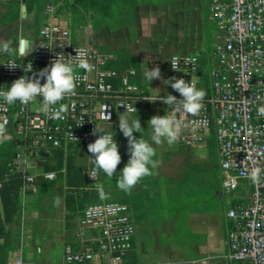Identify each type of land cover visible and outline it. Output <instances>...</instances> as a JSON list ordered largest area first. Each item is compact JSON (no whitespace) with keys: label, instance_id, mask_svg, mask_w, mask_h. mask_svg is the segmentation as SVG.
Here are the masks:
<instances>
[{"label":"built area","instance_id":"obj_1","mask_svg":"<svg viewBox=\"0 0 264 264\" xmlns=\"http://www.w3.org/2000/svg\"><path fill=\"white\" fill-rule=\"evenodd\" d=\"M204 2L211 27V43L204 58L206 68L198 56L172 54L162 76H182L205 90L203 107L196 114L177 112L175 105L159 99L150 101L155 95L137 84L136 69L117 70L111 66L115 60L112 53L77 43L70 29L58 19L55 7L45 4L36 41H28L21 51L18 48L15 57L0 59V88L10 86L21 76L32 77L57 54L73 65L76 87L53 106L66 105L55 119L43 110L42 97L11 105L0 99V145H10L12 152L0 189L5 180L16 175L20 179V196L37 194L38 177L48 182L57 180V172H43L45 161L53 153L66 154L76 148L89 152L88 143L100 135L93 134L95 125L114 132L116 140L118 117L125 110L124 105L137 109L139 102H158L161 115H174L181 121L174 144L199 149L205 148L209 140L213 142L221 188L225 194L236 196L225 211L227 259L264 264V178L260 184H253L248 177L253 167H264V114L257 111V106L264 104V0ZM189 56L194 60L186 62ZM174 57L177 69L172 68ZM81 59L88 61V70L78 67ZM10 60L18 66L10 69ZM26 67L32 68L27 71ZM163 86V95L170 92L181 98L170 84ZM106 113H110V120ZM39 167L41 173L36 171ZM85 174L92 182L98 178L90 168ZM135 235L130 204L101 201L87 205L63 246V261L124 264L133 251ZM9 264H24L21 249L12 255Z\"/></svg>","mask_w":264,"mask_h":264},{"label":"crops","instance_id":"obj_2","mask_svg":"<svg viewBox=\"0 0 264 264\" xmlns=\"http://www.w3.org/2000/svg\"><path fill=\"white\" fill-rule=\"evenodd\" d=\"M19 1V18L17 21L11 22L13 26L22 25V21L32 16L33 6L30 5L27 0H25V2H23V0ZM201 2L205 16L207 17L208 50L211 43V27L208 20L206 3L204 0H201ZM45 4L53 5L55 10L58 6L53 0H48ZM116 4L120 6L125 4H127V6L133 5L135 11L146 9L151 12L154 7V4L138 5L136 2L133 3L132 0L118 1L112 4L111 7L115 9L114 6H116ZM14 5V0H0V22L2 20L5 22L2 26L0 25V27L5 29L2 32L4 34L8 32L9 22L7 18L11 16L9 13H14L16 11ZM172 5L173 3H166L165 10L168 13L173 10ZM23 6L25 7L24 18L21 10ZM178 12L179 13H176L177 17H174L175 14L171 16L173 17V23H171L170 29L171 32H173V36H176L180 42L183 41L184 38L186 39L185 36L187 32L183 33L184 28L179 25L184 21L181 16L185 10ZM57 16L60 20L61 16L58 13ZM126 24L119 20L114 21V23L111 24L112 27L110 30L115 34L122 32L125 30ZM85 33L87 36L88 32L85 31ZM21 34L22 29H20L19 35ZM36 37L24 38L20 36L16 47V54L21 40L34 41ZM74 39L77 42L75 37ZM100 43L101 37L99 35H91L86 38V43L83 44L105 50L99 46ZM106 51L112 53L115 57L112 64L118 66L125 65L122 64L120 56L114 50ZM141 67L140 69L129 66V68L136 69L140 76V85L149 93L154 95L159 93V95H163L166 91L163 86V80L156 78L155 84L151 85L150 88L147 84L148 81L143 77V66ZM150 107L153 115L159 113L162 109L161 104L158 102L150 104ZM161 143L170 147L167 151H169L171 156L176 159L181 157L182 163L178 164V162H175L174 164H166L170 168L167 169L169 174H159L158 166L155 164V166L151 168V174L142 177L131 192L123 191L125 199L128 200L126 204H130L131 213L136 225L133 251L126 256L124 264H207L206 260L208 256H211V253H216L220 247L224 251L223 256L226 257L227 230L225 211L227 205H225L226 202L224 204L225 198L223 197L224 192L220 185L219 171L216 180L214 179L213 181V178L210 179L212 184L204 178L203 174V169L206 171L210 166V164L206 162L210 159H206L209 157L213 158L209 154L208 144L205 148L198 149L186 148L174 143L169 145L163 138ZM129 155L130 153H127L124 158L126 162ZM198 159L204 161L200 164L196 161ZM216 168L218 170L217 165ZM196 170L201 172L203 176L201 177V175H198ZM37 172L40 173L39 171ZM208 186L211 187L210 190L214 192V196L219 197V200H221L216 207L207 204L209 201V197L206 195ZM32 195L35 194L24 195L19 198L21 206V224L19 225L18 231V233H20V242L19 246L8 254L9 262L12 255L15 254L18 249H21L24 264H65L62 250L67 240L62 241L61 235L58 232L59 228L51 223L49 213L45 210V204L41 206L40 202L37 203L36 200L31 199ZM31 202H35L39 205V211L31 210ZM1 243L2 239L0 238V244ZM51 243L56 244V250Z\"/></svg>","mask_w":264,"mask_h":264},{"label":"rangeland","instance_id":"obj_3","mask_svg":"<svg viewBox=\"0 0 264 264\" xmlns=\"http://www.w3.org/2000/svg\"><path fill=\"white\" fill-rule=\"evenodd\" d=\"M53 1L61 7H59L60 10L58 12L61 16V23L71 30L77 43L87 45L83 43H86V38L88 36L99 35L101 37V43L99 46L105 50H114L120 56L122 64H128L140 69L142 68L141 66H143L144 69L147 65V67L151 69L158 65L162 75L167 69L168 61L172 54L190 53L200 58L206 56L208 43L207 17L205 16L201 0H132L133 3L136 2L138 5L154 4L151 12L146 9L135 11L133 5L127 6V4L121 6L116 4V6H114L115 9L110 7L108 11L104 12L92 11L86 6H74V0ZM168 2L173 3V10L170 13L165 10L166 3ZM182 10H185L181 16L184 21L179 25L184 28L183 33L187 32V35L185 36L186 39L184 38L183 41L179 42L177 37L173 36L170 25L173 23V17L171 16L175 14L174 17H177L176 13H179L178 11ZM29 19L22 21V25L20 26H13V24L9 23L7 34L2 33L5 29L0 27V41L12 42L11 50L9 52H0V59L8 57L11 52L16 50L18 38L20 36L30 38V35L28 34H32L33 30L38 28L35 21V23L32 24L33 27L27 29V24L32 23ZM117 20L127 24L124 31L115 34L110 29L112 27L111 24ZM0 23H2L0 24L2 26L5 22L2 20ZM20 29H22L21 35H19ZM85 31L88 32L87 36ZM147 84L151 88V85L155 84V79L151 82L148 81ZM160 113L161 111L155 115H161ZM151 116H153L151 113V107L149 113L139 115L141 126L145 129L141 135L145 139L149 138L148 134L151 130V126H148L147 121ZM118 133V144L123 148H126L128 146L127 137L122 135V130L120 129ZM134 135L139 137L140 133L134 132ZM153 147L155 148L154 159L158 166L159 174H169L167 169L170 168L166 164H174L175 162H178V164L182 163L181 157L176 159L169 154V151L167 150H169L170 147H168V145L163 143L155 144L153 142ZM0 148H3V145H0ZM73 155L76 156V158L78 157L81 162H86L88 165L91 164V161L93 160L89 157L94 158L95 154L92 155L83 149L80 152L78 151V154L74 151ZM212 157L213 158L209 157L206 159H210L206 161L210 164L209 168L206 171L203 169L204 178L211 184L212 181L210 179L213 178L214 181V179L216 180L218 177V170L216 168L217 164L214 156ZM198 160L196 161L200 164L204 161H201L200 159ZM48 163L54 164L55 161L54 159H49ZM125 163L126 160L123 159L118 165L123 167ZM31 166H33V163H31ZM40 170L41 167L36 171L41 173L42 171ZM55 172H57V181L52 185L42 186L37 194L31 196V199L36 200L37 203L40 202L41 206H44L45 204V210L49 213L51 223L59 228L58 232L61 235L62 241H66L69 236L68 227L72 223L71 220L79 203H69L67 197L69 191L66 189L64 179L65 167L59 168ZM196 173L201 175V177L203 176V174L197 170ZM100 185L103 186V193H105V188H107L106 183H103L102 181V184ZM210 188L211 187L209 186L207 187L208 191L206 195L209 197L207 204L216 207L221 200H219V197L214 196V192H212ZM118 195L120 194L113 192L109 194L110 198H118ZM223 197L225 198L224 204L226 202V207H229L236 196L235 194L224 193ZM37 203L31 202V210L39 211V205ZM20 213L21 206L20 201L18 200L16 204V212L13 215L10 228H8L10 233L8 246L5 247L2 254L5 264L9 263L8 254L19 246L20 233H18V231L19 225L21 224ZM0 227L3 228L4 226L1 224ZM2 230L0 229V235L2 232L5 233L7 229ZM55 245V243L52 244L53 248L56 250ZM223 254L224 251L220 247L216 253H211V256H208L206 260L207 264H238L228 260Z\"/></svg>","mask_w":264,"mask_h":264},{"label":"clouds","instance_id":"obj_4","mask_svg":"<svg viewBox=\"0 0 264 264\" xmlns=\"http://www.w3.org/2000/svg\"><path fill=\"white\" fill-rule=\"evenodd\" d=\"M11 44V41H0V52H9ZM190 60H194V57L185 58L186 62ZM175 65L176 58L174 57L172 61L173 69H177ZM7 66L12 69L17 67L18 63L10 60L7 62ZM78 67L88 70L90 65L86 59H81L78 62ZM26 68L28 71L32 67ZM143 77L149 82L156 78L162 79L165 85L170 84L171 88L178 91L181 96L178 99L170 92L163 96L158 93L150 101L159 99L167 105H175L177 112L192 114L198 113L203 107L202 101L206 94L205 90L197 88L191 80L186 81L182 76L164 79L161 77L158 65L151 69L146 65ZM41 79H44L45 82L41 83ZM75 87L73 65L62 61L57 54V58L49 65L39 69L32 77L21 76L13 80L10 86L0 88V99L11 105L16 101L27 103L37 97H42L43 110L49 114L50 118L55 119L59 118L61 113L66 110V105L60 104L58 108L53 106L57 105L66 95L73 93ZM124 107L125 110L118 117V127L122 130V135L127 137V151L130 155L118 172L116 185L125 192H131L142 177L151 174V168L156 164L153 142L160 144L163 138L166 139L169 145H172L181 131V121L174 115H153L147 121L148 126H151V130L148 134L149 138L145 139L141 135L145 129L141 126L139 115H132L133 112H137V109L128 108L125 105ZM257 111L264 114V104L258 105ZM106 116L110 120V113H106ZM134 132L140 133L139 137L135 136ZM96 133H100V135L87 145L88 151L95 154L94 158H89L94 160L95 169L102 170L108 177H112L117 164L121 161L118 143L114 139V132L105 131L104 128H97L95 125L93 134ZM248 177L253 184H260L262 178H264V167H253L248 173ZM97 188L103 196V186L98 184Z\"/></svg>","mask_w":264,"mask_h":264},{"label":"trees","instance_id":"obj_5","mask_svg":"<svg viewBox=\"0 0 264 264\" xmlns=\"http://www.w3.org/2000/svg\"><path fill=\"white\" fill-rule=\"evenodd\" d=\"M30 5L33 6V11H32V16L30 17V21L32 23L27 24V29L33 27V23L36 21L37 27H39L41 21L43 20L42 16V9L45 5V3L48 0H27ZM118 1L122 0H74L73 5L74 6H86L89 8V10L92 11H108L112 4H115ZM14 7H15V12L14 13H9L11 16L7 18V21L11 23L12 21H17L19 18V0H14ZM60 6H57L56 12L58 13ZM85 7V8H86ZM38 29L36 28L33 30L32 34L30 33V37L35 38ZM208 45V43H207ZM16 56V50L14 52H11L8 57H15ZM200 64L202 65L203 68H206L205 63H204V58L205 57H198ZM113 68L117 70H124L126 68H129L130 65H124V66H118L116 64L111 65ZM136 68V67H135ZM203 84L206 85V76L203 75L202 77ZM137 84L140 85V76L136 78ZM150 112V103L148 102H139L137 103V112L134 114L135 115H140L143 113H149ZM119 139V134L117 135V143ZM119 152L121 154V160L125 158L127 155L128 151L127 148H123L118 144ZM209 149V154L210 156H214V145L212 140H209L208 142V148ZM74 151L77 152L78 154V149L70 150L68 153L64 154L62 152H55L51 155L49 159H54L55 163L54 164H49L48 160L45 161L44 167H43V172H51V171H56L59 168L65 167V186L66 189L69 191V195L67 196L69 199V203L73 204L74 202H78L79 204L77 205L76 211L73 215V218L71 220V225L68 227V238L67 241L70 240L72 236V231L75 227L77 217L81 214V212L85 209L87 205L95 204V203H100L101 201L105 202H119V203H127L128 200L125 199L124 197V190L120 189L116 185V179L119 176V170L122 168V166L117 164L116 171L114 172L112 177H108L102 170L95 169V162L94 160L91 161V164H86V162H81L79 158L73 155ZM12 156L11 148L10 145L5 144L3 145V148H0V179L2 178L3 174L7 170V163L10 160ZM87 168H90L92 170L95 169L97 172L98 178L95 182H92L88 180L85 170ZM58 179V178H57ZM57 181V180H56ZM54 182H48L43 180L42 177H38V185H39V191L41 190L42 186L45 185H52ZM106 183L107 188H105V193H103V196L100 194V191L97 188L98 184ZM19 187H20V179L18 176L13 175L9 177L7 180H5L2 184V188L0 189V225L2 224L4 227L0 229L4 230L5 233L2 232L0 235V238L2 239V243L0 244V264H5L4 259L2 258V254L4 252V249L6 246H8L9 242V229L10 225L12 223V218L13 215L16 212V204L20 198L19 194ZM110 191V192H109ZM113 193H118V198H110L109 194ZM2 230V231H3Z\"/></svg>","mask_w":264,"mask_h":264},{"label":"water","instance_id":"obj_6","mask_svg":"<svg viewBox=\"0 0 264 264\" xmlns=\"http://www.w3.org/2000/svg\"><path fill=\"white\" fill-rule=\"evenodd\" d=\"M23 2H25V0H23ZM21 10H22V16L24 18L25 17V7L23 6ZM27 44H28V41L21 40L20 43H19L20 51L22 50V48H23L24 45L27 47Z\"/></svg>","mask_w":264,"mask_h":264}]
</instances>
